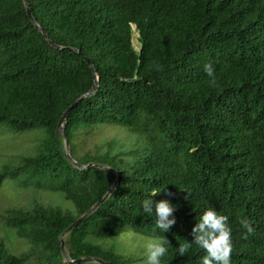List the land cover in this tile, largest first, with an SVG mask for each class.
Here are the masks:
<instances>
[{"label":"trees","instance_id":"1","mask_svg":"<svg viewBox=\"0 0 264 264\" xmlns=\"http://www.w3.org/2000/svg\"><path fill=\"white\" fill-rule=\"evenodd\" d=\"M27 3L51 43L23 0H0V123L44 129L43 150L21 167L73 203L3 215L39 244L36 262L67 264L59 236L110 188L111 168L118 184L63 235L70 259L127 264L94 239L130 228L160 240L153 264H264V0ZM94 75L64 133L75 161L105 169L79 170L55 127ZM100 125L124 127L132 147L110 138L81 149L78 136ZM21 167L0 170V183ZM24 258L0 240V264Z\"/></svg>","mask_w":264,"mask_h":264},{"label":"rangeland","instance_id":"2","mask_svg":"<svg viewBox=\"0 0 264 264\" xmlns=\"http://www.w3.org/2000/svg\"><path fill=\"white\" fill-rule=\"evenodd\" d=\"M131 42L136 49L138 42L134 34ZM123 128L114 125L94 126L86 135L80 134L77 140L82 144L81 149L89 151H92L93 144L99 139L114 138L117 144L132 147L133 143L129 145L133 141L132 135ZM44 138L45 132L41 127L14 131L6 123H0V170L12 171L21 167L24 158L34 156L43 150ZM52 186L46 177L38 178L36 174L30 173L29 168L22 167L14 176L6 174L0 183V240L8 253L18 257L25 254L23 264H38L36 258L40 256V246L26 238L18 237L14 229L5 224L3 215L12 208L24 210L34 204L72 211L73 203L64 198L59 191L52 189ZM94 240L105 248L112 247L128 261L127 264H153L156 250L160 245L158 238L144 236L130 228H125L115 236ZM52 264L61 263L55 261Z\"/></svg>","mask_w":264,"mask_h":264},{"label":"water","instance_id":"3","mask_svg":"<svg viewBox=\"0 0 264 264\" xmlns=\"http://www.w3.org/2000/svg\"><path fill=\"white\" fill-rule=\"evenodd\" d=\"M23 4H24V8H25V13L28 17V19L30 20V22L38 29L40 30L43 34L44 32L41 30V28L35 23L34 18L32 17L29 7H28V3L27 0H23ZM45 39L51 43V41L48 39L47 35L44 34ZM56 48H61L58 45H54ZM77 51V50H76ZM84 61L87 63V65L90 67V69L92 70L91 64L89 62V60L86 57H83ZM96 87V76L94 75V81L93 84L91 86V88L85 92L84 94H82L80 97H78L76 100H74L71 104H69L62 112V114L60 115L58 122L56 124L55 127V134L57 135V133L61 134L62 140H63V152L65 157L68 159L69 162H71L77 169L79 170H83L89 167H98V168H103L105 169V167L93 163V162H88L86 164H80L79 162L75 161L68 152V142L66 140V136L64 133V121L66 118L67 113L78 103V101L80 100V98L90 94ZM110 171H112L115 174V178L113 180L112 185L110 186V188L103 194V196L96 201L92 206H90L87 210H85L80 216H78L75 220H73L67 227H65L63 229V231L61 232L60 236H59V250L60 253L64 259V261L66 263L69 264H81V263H86V262H94V263H98V264H113L107 260L101 259V258H97V257H92V256H85V257H78V258H74V259H70L69 256L66 254L65 250H64V242H63V235L65 233H67L68 231H70L72 228H74L79 222H81L90 212H92L95 208H97L104 200L105 198L108 196V194L112 191V189L118 184L119 181V172L117 170L111 169V168H107Z\"/></svg>","mask_w":264,"mask_h":264}]
</instances>
